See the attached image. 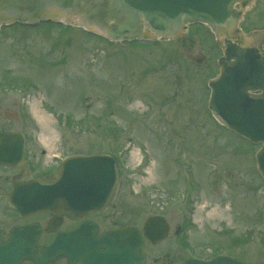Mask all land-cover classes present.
<instances>
[{
  "label": "rangeland",
  "instance_id": "1",
  "mask_svg": "<svg viewBox=\"0 0 264 264\" xmlns=\"http://www.w3.org/2000/svg\"><path fill=\"white\" fill-rule=\"evenodd\" d=\"M263 16L253 11L242 25L264 27ZM220 55L202 26L170 42L117 45L50 24L3 28L0 123L17 115L20 123L11 117L7 126L27 130L46 150L51 140L49 157L111 155L119 175L114 222L141 227L161 214L182 224L179 240L158 247L189 244L177 250L178 264L219 251L264 264L258 146L222 128L207 109Z\"/></svg>",
  "mask_w": 264,
  "mask_h": 264
},
{
  "label": "water",
  "instance_id": "2",
  "mask_svg": "<svg viewBox=\"0 0 264 264\" xmlns=\"http://www.w3.org/2000/svg\"><path fill=\"white\" fill-rule=\"evenodd\" d=\"M250 0H0V27L18 24L35 27L41 23L70 25L103 37L112 43L168 41L180 37L187 25L203 24L219 39L223 56L219 75L208 87V110L226 129L260 144L255 156L257 171L264 180V56L237 25ZM23 139L17 134L0 136V165L23 171ZM23 174H21L22 176ZM9 204L21 217L46 212L71 220L100 212L113 200L118 187L114 160L105 154L75 155L64 159L44 180L15 181ZM95 231V229L93 228ZM34 236H10L0 243V264H54L59 259V236L39 250L40 230L20 228ZM168 232L163 218L146 220L142 233L134 227L109 231L88 239L86 246L66 249L68 264H143L144 237L155 245ZM183 264H242L218 255L209 262Z\"/></svg>",
  "mask_w": 264,
  "mask_h": 264
},
{
  "label": "flooded vegetation",
  "instance_id": "3",
  "mask_svg": "<svg viewBox=\"0 0 264 264\" xmlns=\"http://www.w3.org/2000/svg\"><path fill=\"white\" fill-rule=\"evenodd\" d=\"M260 1L262 0H253L252 6L250 7V9H248L249 11L247 10V12L243 14L240 27L245 35H249L256 31L264 32V27L261 26H252V28L249 29L247 24H245L244 26L242 25L245 22V16L251 14L253 11L264 15V9L263 13H260L261 10H258V8L262 7L259 6L261 3ZM259 21L260 17L258 19V22ZM254 45L259 55L264 56V40L260 39ZM14 106L16 107L15 102L11 103V107ZM6 116L8 119H6L5 122L0 123V135L6 133H17L23 136V159L25 172L23 179H19L18 176L23 173L21 170L6 165H0V243L2 242V240H7L9 236H34L32 232L21 233L18 231L20 227L37 226L41 231L39 235V246L43 247L45 245H48L55 238V236H59L60 258L58 259L56 264H68V259L64 254L66 252V249H69L74 245V241L72 240L73 236L80 239L78 243L79 246H86L88 244V239L93 236H101V234L105 232L114 229H120L125 226H135L118 225L117 223H115L112 203L106 208L105 211L99 213H91L86 218L79 220H71L65 216L50 217L46 213H40L25 218L19 217V214L11 209L8 203L9 196L12 193L14 182L17 180L46 178L57 168L58 164L61 161V158L54 155L52 156V159L50 161H46L45 159H48V151L42 145L39 146L35 142V139L31 138V134L27 132V130L17 128L11 129L9 126H7L11 121L10 119L12 116L8 114H6ZM13 117L15 120V124H18V116L16 115ZM52 148L53 147H51V149ZM154 216H159V214L150 215V217ZM165 221L167 222L169 232L168 236L163 242H166L169 238L179 240V238L182 237L185 231L183 225H173L167 219ZM142 226L135 227L141 230ZM93 228L95 229V231L93 230ZM163 242L159 243L158 245H152L148 240H145L144 251L146 257L144 264H178L177 250H179L180 248V250L189 251L190 248V246L184 248L189 244H184L183 242H181L174 246L171 250L158 249V247H160ZM213 257L214 255L207 257L191 255L182 260L180 264L189 259L208 261Z\"/></svg>",
  "mask_w": 264,
  "mask_h": 264
}]
</instances>
